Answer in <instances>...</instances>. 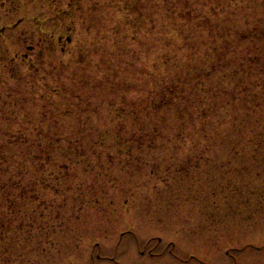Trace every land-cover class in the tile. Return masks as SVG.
<instances>
[{"label": "rangeland", "instance_id": "obj_1", "mask_svg": "<svg viewBox=\"0 0 264 264\" xmlns=\"http://www.w3.org/2000/svg\"><path fill=\"white\" fill-rule=\"evenodd\" d=\"M167 1L207 12L205 0H0V127L28 128L10 161L29 174L31 140L56 146L33 128L87 152L80 166L35 170L50 184L32 201L9 205L0 188V264H264L263 42L241 55L260 74L225 95L239 120L213 142L158 139L147 151L113 134L130 123L116 119L118 95L143 109L165 68Z\"/></svg>", "mask_w": 264, "mask_h": 264}, {"label": "trees", "instance_id": "obj_2", "mask_svg": "<svg viewBox=\"0 0 264 264\" xmlns=\"http://www.w3.org/2000/svg\"><path fill=\"white\" fill-rule=\"evenodd\" d=\"M260 1L261 4L259 0H205V14L193 9L188 1L184 6L167 1L163 6L162 26L166 31H173L174 38H169L162 46L165 68L159 80H154L153 86L144 92V97H138L146 103L143 109H138L134 99L129 100L125 93L118 95L116 119L130 123L119 124L114 136L124 140L128 137L127 141L137 138L138 145L147 142L149 149H145L151 151L158 139L213 142L219 137L223 122L231 120L230 124L235 126L239 115L231 113V104L224 97L231 90L243 89V92L248 88L244 79H256L260 74L257 67L260 63L256 59L241 60L242 54L252 56L259 49L256 45L264 43V10L261 9L264 1ZM258 53L263 56L264 50ZM6 113L16 114L7 110ZM120 128L127 131L122 132ZM26 130L28 128L0 127V167L7 172L11 171L10 167L16 168L7 180L0 177V188L8 190L5 201L9 205L18 200L32 201L39 185L50 184L46 179L36 180L35 170H41L42 175L51 168L67 170L80 166V159L85 161L87 154L81 142L69 141L60 131L53 134L46 129L33 128L41 139L54 137L55 141L47 144L56 146L48 148L42 141L31 140L39 149L28 154L26 163L32 162L28 174V166L14 165L15 158L10 161L9 154L11 148L20 145L18 143L28 142ZM85 132L94 131L83 127L78 136L80 133L85 136ZM105 133L102 128L97 131V135ZM21 212L24 214L23 209Z\"/></svg>", "mask_w": 264, "mask_h": 264}, {"label": "flooded vegetation", "instance_id": "obj_3", "mask_svg": "<svg viewBox=\"0 0 264 264\" xmlns=\"http://www.w3.org/2000/svg\"><path fill=\"white\" fill-rule=\"evenodd\" d=\"M69 40H70V38H69Z\"/></svg>", "mask_w": 264, "mask_h": 264}]
</instances>
